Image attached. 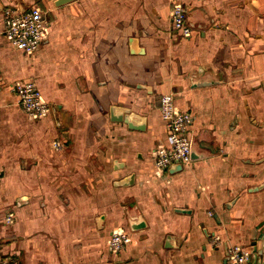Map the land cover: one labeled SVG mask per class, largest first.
I'll list each match as a JSON object with an SVG mask.
<instances>
[{
  "label": "crops",
  "instance_id": "0c3cea01",
  "mask_svg": "<svg viewBox=\"0 0 264 264\" xmlns=\"http://www.w3.org/2000/svg\"><path fill=\"white\" fill-rule=\"evenodd\" d=\"M177 2L189 35L171 26ZM33 5L48 33L29 54L5 9ZM20 79L48 115L19 105ZM164 92L193 114L194 158L158 171ZM113 230L130 236L118 251ZM233 245L264 247V0H0V257L224 264Z\"/></svg>",
  "mask_w": 264,
  "mask_h": 264
},
{
  "label": "built area",
  "instance_id": "2783aa9c",
  "mask_svg": "<svg viewBox=\"0 0 264 264\" xmlns=\"http://www.w3.org/2000/svg\"><path fill=\"white\" fill-rule=\"evenodd\" d=\"M185 6L177 2L170 12L171 26L181 35H189L190 26L186 21ZM4 33L13 46L32 54L44 42L48 33V20L45 11L38 5L26 10L5 9ZM19 105L31 118L44 117L50 112V103L33 79L17 80L13 87ZM160 112L168 128L167 142L155 148V165L158 171H165L174 163H188L192 158L191 123L193 114L190 110L180 109L175 104L173 92H164L160 96ZM55 146L58 144L55 142ZM4 220L13 221V213L7 211ZM130 236L123 230H113L109 245L118 251L129 242ZM251 252L241 245L230 246L224 264H250ZM0 264H7L0 257Z\"/></svg>",
  "mask_w": 264,
  "mask_h": 264
},
{
  "label": "water",
  "instance_id": "95a60500",
  "mask_svg": "<svg viewBox=\"0 0 264 264\" xmlns=\"http://www.w3.org/2000/svg\"><path fill=\"white\" fill-rule=\"evenodd\" d=\"M66 1L68 0H56V3L61 4ZM186 21H187V24L190 26L191 22L189 21L188 14L186 15ZM111 117L113 120H122V119L125 120L131 128H135V129L144 128L142 124L134 123L127 114L126 115L125 114L124 115H121V114L114 115V113H111ZM192 158H194V138L193 137H192ZM177 167L180 168L181 164L178 165ZM251 258H252V263L250 262V264H264V247H260V248L255 247L253 252H251Z\"/></svg>",
  "mask_w": 264,
  "mask_h": 264
},
{
  "label": "rangeland",
  "instance_id": "374dc122",
  "mask_svg": "<svg viewBox=\"0 0 264 264\" xmlns=\"http://www.w3.org/2000/svg\"><path fill=\"white\" fill-rule=\"evenodd\" d=\"M16 95V94H15ZM17 97V96H16Z\"/></svg>",
  "mask_w": 264,
  "mask_h": 264
}]
</instances>
